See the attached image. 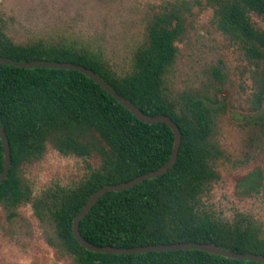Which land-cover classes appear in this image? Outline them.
Wrapping results in <instances>:
<instances>
[{
    "label": "trees",
    "instance_id": "obj_1",
    "mask_svg": "<svg viewBox=\"0 0 264 264\" xmlns=\"http://www.w3.org/2000/svg\"><path fill=\"white\" fill-rule=\"evenodd\" d=\"M211 1L216 5L217 29L239 47L249 64L255 98L261 101L264 0ZM183 20L176 11L155 15L145 43L135 52L132 71L117 75L102 58L83 48L40 41L15 44L5 34L0 14V58L81 65L143 113L166 115L179 128L180 147L172 166L129 189L102 194L79 223L85 240L118 248L207 243L229 252L264 256L261 222L245 214L222 217L206 202L219 177L217 151L210 142L216 101L193 97L176 101L167 93L165 74L174 62ZM0 118L11 154V166L0 183V204L17 207L30 202L23 170L39 161L47 146L63 156L93 160L95 167L76 187L48 190L33 204L36 209L43 206L60 244L77 264H264L196 249L105 254L80 246L72 224L89 198L106 185L158 169L170 158L174 142L165 123L138 120L84 74L0 65ZM3 164L0 138V174ZM260 179H264V166L255 181Z\"/></svg>",
    "mask_w": 264,
    "mask_h": 264
},
{
    "label": "rangeland",
    "instance_id": "obj_2",
    "mask_svg": "<svg viewBox=\"0 0 264 264\" xmlns=\"http://www.w3.org/2000/svg\"><path fill=\"white\" fill-rule=\"evenodd\" d=\"M215 6L211 0H0V14L15 44L83 48L125 75L153 17L180 13L184 29L165 86L176 101H216L210 142L219 177L206 202L222 217L245 214L264 225V179L255 181L264 166V98H255L239 47L217 29ZM93 167V160L63 156L47 146L39 161L24 168L31 200L17 207L0 204V264H77L43 206L33 204L48 190L76 187Z\"/></svg>",
    "mask_w": 264,
    "mask_h": 264
},
{
    "label": "water",
    "instance_id": "obj_3",
    "mask_svg": "<svg viewBox=\"0 0 264 264\" xmlns=\"http://www.w3.org/2000/svg\"><path fill=\"white\" fill-rule=\"evenodd\" d=\"M12 65L18 68L30 69V68H52V69H64V70H74L80 72L87 76L89 79L94 81L97 85H99L105 92H107L111 97H113L118 103H120L123 107L129 110L138 120L145 122L147 124H154L158 122L165 123L168 127L171 128L172 133L174 135V142L172 147V153L170 158L167 160L165 164L159 167L156 170L144 173L140 176L135 177L134 179L114 185H106L103 188L97 190L86 202L85 206L78 212L75 216L72 224V234L80 246L88 249L92 252L97 253H105V254H143L147 252H161V251H176V250H190L196 249L200 251H205L207 253L221 255L227 258H233L237 260H250L256 262H264V256L251 254V253H238V252H229L227 250L221 249L213 244L207 243H178V244H160V245H149V246H139V247H131V248H118L114 246H95L92 243L85 240L79 231V223L84 218V216L88 213V211L92 208V206L98 201L102 194L108 191H123L133 187L136 184L143 182L144 180L154 178L158 175L165 173L175 162L178 150L180 147L181 141V133L177 125L171 121V119L166 115H155L150 116L142 111H140L137 107L133 104L128 102L125 98L121 95L116 93L111 86L101 79V77L94 73L92 70L87 69L81 65L73 64V63H60L55 61H31V62H16L12 60H7L4 58H0V65ZM1 120V118H0ZM0 138L3 144L4 150V164L3 169L0 174V183L6 179L7 173L11 166V154H10V147L6 139V135L4 129L2 127V123L0 121Z\"/></svg>",
    "mask_w": 264,
    "mask_h": 264
}]
</instances>
